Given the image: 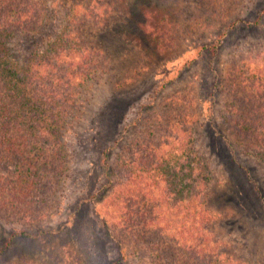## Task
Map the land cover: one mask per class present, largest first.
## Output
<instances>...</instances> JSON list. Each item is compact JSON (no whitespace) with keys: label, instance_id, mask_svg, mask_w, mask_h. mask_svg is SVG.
Masks as SVG:
<instances>
[{"label":"rangeland","instance_id":"1","mask_svg":"<svg viewBox=\"0 0 264 264\" xmlns=\"http://www.w3.org/2000/svg\"><path fill=\"white\" fill-rule=\"evenodd\" d=\"M53 1L50 24L18 38L20 51L56 35L78 1L77 10L90 18L83 28L88 45L114 69L76 108L67 134L69 178L48 215L0 220V264H150L147 251L130 245L133 254L125 251L117 263L120 233L102 223L109 193L102 190L103 153L126 132L140 137L146 127L157 138L191 132L208 163L201 171L210 173L202 184L214 217L210 229L238 261L264 264V161L233 133L218 84L236 62L264 52V0ZM146 12L166 28L162 33L174 28L163 49L139 26Z\"/></svg>","mask_w":264,"mask_h":264},{"label":"trees","instance_id":"2","mask_svg":"<svg viewBox=\"0 0 264 264\" xmlns=\"http://www.w3.org/2000/svg\"><path fill=\"white\" fill-rule=\"evenodd\" d=\"M81 6H70L66 26L26 54L16 40L50 24L54 1L0 0V220L48 215L69 178L67 134L76 108L114 69L88 45L83 28L90 18ZM139 26L162 49L175 33L173 27L162 33L166 28L152 24L147 12ZM255 55L236 62L218 84L233 133L264 161V52ZM138 132L120 136L102 158V190L109 192L102 223L120 233L117 263L125 251L133 254L130 245L147 251L150 264H245L210 229L214 217L202 185L210 173L201 171L207 161L191 132L158 138L152 128Z\"/></svg>","mask_w":264,"mask_h":264}]
</instances>
